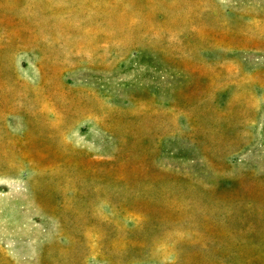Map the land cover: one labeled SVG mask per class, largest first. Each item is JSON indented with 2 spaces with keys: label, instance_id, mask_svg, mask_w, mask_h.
Here are the masks:
<instances>
[{
  "label": "rangeland",
  "instance_id": "1",
  "mask_svg": "<svg viewBox=\"0 0 264 264\" xmlns=\"http://www.w3.org/2000/svg\"><path fill=\"white\" fill-rule=\"evenodd\" d=\"M0 264H264V0H0Z\"/></svg>",
  "mask_w": 264,
  "mask_h": 264
}]
</instances>
